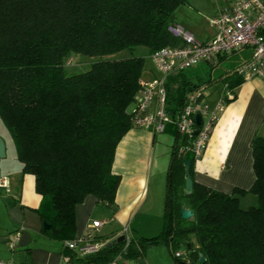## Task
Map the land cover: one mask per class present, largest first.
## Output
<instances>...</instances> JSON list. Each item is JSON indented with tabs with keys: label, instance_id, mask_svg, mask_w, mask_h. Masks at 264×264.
<instances>
[{
	"label": "trees",
	"instance_id": "obj_1",
	"mask_svg": "<svg viewBox=\"0 0 264 264\" xmlns=\"http://www.w3.org/2000/svg\"><path fill=\"white\" fill-rule=\"evenodd\" d=\"M187 0H0V119L41 196L36 212L54 240H73L74 210L87 195L114 204L120 175L112 172L116 147L132 128L130 108L144 70L142 56H112L144 47L148 55L181 41L168 30L171 14ZM69 57L91 59L70 73ZM244 79L236 72L224 83L231 91ZM199 86L180 72L166 81L168 112L174 115ZM234 98V96H233ZM230 100L226 93L222 104ZM165 175L161 233L132 239L127 258L145 245L163 243L174 264H264V136L251 141L254 180L247 190L226 193L193 178L196 158L179 154L188 139L173 127ZM190 160L192 192H184L183 161ZM253 195L256 204L241 207ZM182 208L193 215L183 219ZM185 246V257L174 251ZM121 242L89 260L109 261ZM64 252L71 253L66 247ZM199 253L204 257L200 262Z\"/></svg>",
	"mask_w": 264,
	"mask_h": 264
},
{
	"label": "crops",
	"instance_id": "obj_2",
	"mask_svg": "<svg viewBox=\"0 0 264 264\" xmlns=\"http://www.w3.org/2000/svg\"><path fill=\"white\" fill-rule=\"evenodd\" d=\"M226 2L187 0L173 10L172 23L181 26L198 41L207 42L215 33L208 18ZM249 56L250 51L242 49L218 57L209 64L215 67L221 60L234 59L237 69ZM148 75L153 77L157 73L154 69L145 71L142 78ZM222 88V94L208 103L205 98L209 94L204 92V102L208 108L213 109L221 102V97L227 92L226 84ZM231 92L234 98H228L230 101L223 104L208 144L193 168L196 182L226 193L234 188L247 190L251 186L254 180L251 141L257 134L264 136V81L258 77L244 79ZM0 136L5 143V156L0 158V180L4 184L0 186V259H9L16 264H58L66 254L64 244L47 237L42 231L43 223L36 212L41 196L35 191L34 176L22 172L12 138L1 119ZM155 139L156 136L149 131L133 127L122 137L112 164V172L120 175L114 204L111 207L99 206L92 195H87L74 210V239L84 236L91 220H108V224L114 222L117 227L107 231L101 228L98 236L100 240L111 241L116 238L117 231L125 224L129 225L135 216L151 214L155 207V188L161 190L160 178L155 179L156 174L150 164ZM109 209L113 210L112 214ZM15 230H20L21 234L16 246L10 249L8 241ZM129 264L151 262L147 256H139L130 257Z\"/></svg>",
	"mask_w": 264,
	"mask_h": 264
},
{
	"label": "built area",
	"instance_id": "obj_3",
	"mask_svg": "<svg viewBox=\"0 0 264 264\" xmlns=\"http://www.w3.org/2000/svg\"><path fill=\"white\" fill-rule=\"evenodd\" d=\"M208 22L215 33L207 42L198 41L179 25L169 26L170 33L181 43L161 47L149 54L159 74L139 81L129 113L132 127L145 129L154 136L165 132L168 125L175 127L180 135L188 139L187 144L180 146L179 154L190 151L196 160L208 144L223 104L220 102L213 109L208 108L204 102L206 94L198 88L187 93L183 106L172 115L167 110V78L198 63H212L218 57L248 49L249 58L235 72L243 79L258 77L264 81V0H227L208 18ZM226 97L232 99V92L227 91ZM196 114L200 116L199 124L195 120ZM3 185L0 180V186ZM108 223V220H91L83 237L65 241L64 247L73 254H64L58 264H129L126 254L132 237L128 226H122L117 231L116 237L122 236L123 239L118 252L109 261L95 263L89 260L109 242L100 240L98 236L99 230ZM20 234V230L11 234L8 241L10 249L16 246ZM174 255L184 258L185 252L177 249ZM0 264L16 263L0 259Z\"/></svg>",
	"mask_w": 264,
	"mask_h": 264
},
{
	"label": "rangeland",
	"instance_id": "obj_4",
	"mask_svg": "<svg viewBox=\"0 0 264 264\" xmlns=\"http://www.w3.org/2000/svg\"><path fill=\"white\" fill-rule=\"evenodd\" d=\"M128 57V56H142L144 58V70L143 72H149L154 69L157 75L159 74L154 67L152 61L149 59L148 51L144 47L135 48L132 52L123 50L112 56ZM238 59V58H236ZM91 59L69 57L65 61L66 69L70 73H76L85 71L91 64ZM236 65L234 59L228 60V58L221 60L215 67L208 62L198 63L184 71V75L192 82L199 86L200 90L209 94L205 99L208 101L214 100L222 94V87L224 80L235 73ZM235 69V70H234ZM149 75L146 76V80L151 79ZM134 128V127H133ZM174 142V133L171 125H168L165 132L156 135L154 142V154L150 159V164L153 165L155 179L161 181V190L158 188L154 191L155 207L151 211V214H139L135 216L128 224L131 232V237L135 239L152 238L158 236L163 228L162 214L163 204L165 196V174L170 160V153ZM149 164V165H150ZM157 176V177H156ZM256 204V199L253 195H248L241 201V207L245 208L250 205ZM101 206L102 204H99ZM103 206V205H102ZM104 208V207H103ZM111 209L109 213L112 214ZM191 218V217H190ZM116 226V223L111 222L103 226L105 231L110 230ZM178 250L184 251L186 248L184 245L177 247ZM151 264H174L172 256L163 243L145 245L141 258L146 257Z\"/></svg>",
	"mask_w": 264,
	"mask_h": 264
},
{
	"label": "water",
	"instance_id": "obj_5",
	"mask_svg": "<svg viewBox=\"0 0 264 264\" xmlns=\"http://www.w3.org/2000/svg\"><path fill=\"white\" fill-rule=\"evenodd\" d=\"M195 120L197 124L200 123V116L198 114L195 115ZM4 156H5V143H4V140L0 136V158H3ZM183 164H184V171H185L184 192L186 195H189L192 192V178L189 173L190 160L185 159L183 161ZM180 214L183 219H189L190 217H192L193 211L190 209L182 208L180 211ZM43 228L44 229L48 228V224L43 223ZM122 239H123L122 236L116 237L112 239L111 241L107 242L106 245L110 246V245L116 244L118 242H121ZM199 258H200V262L204 261V257L201 253H199Z\"/></svg>",
	"mask_w": 264,
	"mask_h": 264
}]
</instances>
